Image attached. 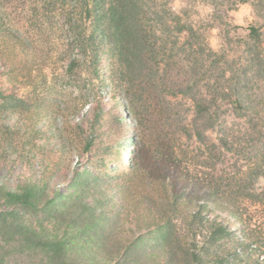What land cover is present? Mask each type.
I'll list each match as a JSON object with an SVG mask.
<instances>
[{
  "label": "trees",
  "instance_id": "obj_1",
  "mask_svg": "<svg viewBox=\"0 0 264 264\" xmlns=\"http://www.w3.org/2000/svg\"><path fill=\"white\" fill-rule=\"evenodd\" d=\"M154 1L43 0L74 32L79 54L68 71L86 67L99 79L105 45L110 83L130 102L137 143L148 121L160 133L155 134L159 153L141 161L127 147L128 168L124 158L115 174L76 171L64 192L52 191L44 179L13 188L0 183V206H5L0 208V264H264V191L255 199L249 193L256 215H247L215 178L214 152L231 150L235 142L223 136L217 143L209 135L260 134L264 141V101L254 91L264 82L261 27H248L247 69L230 71L220 67L218 52L192 42L180 46L181 34L195 37V29L170 5L158 8ZM254 1L264 11V0ZM0 36L6 45L0 65L10 68V52L22 45V36L1 10ZM225 102L249 117L244 130L234 132L222 116ZM10 109L22 122L18 128L6 126L0 145H19L29 156L40 133L29 128L41 118H32L39 106L0 87V113ZM57 122L56 116L49 119L47 130ZM170 133L176 136L173 145L166 142ZM189 140L210 151L211 170L191 166L182 147ZM94 143L95 137L87 138L84 149ZM260 176L264 166L258 162L237 181L239 191L249 192ZM24 209L35 218L26 219Z\"/></svg>",
  "mask_w": 264,
  "mask_h": 264
},
{
  "label": "rangeland",
  "instance_id": "obj_2",
  "mask_svg": "<svg viewBox=\"0 0 264 264\" xmlns=\"http://www.w3.org/2000/svg\"><path fill=\"white\" fill-rule=\"evenodd\" d=\"M254 2L154 1L158 8L170 5L183 22L195 29V37L188 32L181 34L180 46L188 47L191 42L196 46L201 44L220 54V67L239 73L247 69L246 64L249 63L250 49L246 44L249 40L248 27L251 24L261 27L264 36V11ZM0 10L22 36V45L15 52H10L11 67L0 65V87L7 94H15L38 104L39 109L32 112V118L41 117L36 124L29 125L30 129L40 130L39 134H35L37 147L29 156L19 145L7 149L4 144L0 145L1 184L13 188L27 180L44 179L52 191L58 189L64 192L72 183L76 171L115 174L124 158L128 168L131 150L127 147L134 148L141 161L142 157L146 161L159 153L155 134L160 133L148 121L141 131V143H137L136 120L130 102L110 83L112 63L105 45L100 51L99 79H93L86 67L70 73L68 65L79 54V48L64 15L54 6L44 5L43 0H0ZM5 48L0 36V52ZM260 86L254 91L262 93L264 101L263 81ZM138 106L136 104L135 110L139 109ZM222 110V116L234 132L247 127L249 117L240 115L231 103L225 102ZM99 112L101 116L96 119ZM42 113L45 115H40ZM53 116L57 117V125L47 130V121ZM31 121L33 119L27 122ZM21 122L19 114L12 109L3 111L0 113V134H4L6 126L18 128ZM209 135L217 143L223 136L235 142L231 150L222 148L214 152L213 156L217 159L215 178L234 193L241 209L245 212L248 209L247 215H256V210L249 208V202L262 195L264 177H258L249 192L239 191L237 181L258 162L264 166V141L259 139L260 134ZM92 137H95L94 145L85 150L87 138ZM166 142L175 144L176 136L170 133ZM182 145L192 167L212 169L208 159L210 151L203 144L189 140ZM250 192L256 194L252 199ZM22 214L26 219L35 218L34 212L29 209H24Z\"/></svg>",
  "mask_w": 264,
  "mask_h": 264
}]
</instances>
